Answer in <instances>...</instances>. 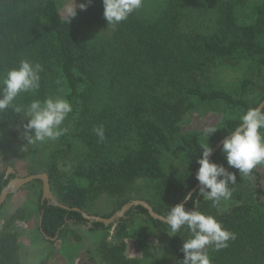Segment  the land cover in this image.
I'll return each instance as SVG.
<instances>
[{"label":"trees","instance_id":"obj_1","mask_svg":"<svg viewBox=\"0 0 264 264\" xmlns=\"http://www.w3.org/2000/svg\"><path fill=\"white\" fill-rule=\"evenodd\" d=\"M188 1L169 0L163 13L151 22L140 19L135 11L108 30L102 0H92L86 10L78 8L70 23L61 16L55 0L44 5H36L34 0H0V74L17 67L22 59L43 68L39 89L21 94L15 103L27 105L64 91L63 97L72 105L62 125L67 131L37 149L32 160L36 172L50 178L57 202L69 209L48 201L42 204L40 197L39 229L43 237L51 240L61 236L71 224L108 233L113 226L91 222L73 210L93 215L89 205L101 196L117 199L122 209L131 202L129 193L139 180L152 183L153 195L142 200L165 217L169 207L184 203V196L199 184L200 144L208 134L205 138L197 133L183 134L184 117L199 104L223 103L241 115L264 101V85L253 80L243 82L239 98L210 84L212 68L220 60L251 59L264 69V3L255 7L254 24L240 25L236 8L245 6V0L223 1L219 4L221 32L208 35L183 30V7ZM86 2L79 0V4ZM100 27L107 34L98 33ZM23 118V113L12 109L0 112V134L19 136ZM238 123V119L225 120L207 143L213 149ZM101 125L103 141L93 132ZM71 128L86 149L72 179L59 169ZM130 140H135L136 151L108 157L111 145ZM221 149L211 161L236 174V183L230 185L231 198L222 202L218 212L196 189L185 208L191 210L199 201V211L215 216L235 234L226 248L207 249L211 264H264V176L255 168L249 176H240L237 169L227 165ZM166 155L181 160L182 169L167 173L163 163ZM15 177L0 172V195ZM135 214H144L155 230L169 232L168 225L153 219L145 208L134 207L126 213L129 217ZM93 216L110 218L113 214ZM15 219L12 217L0 233V264H18ZM127 236L128 223L121 219L115 228L116 242H108L105 235L98 255L87 251L85 264H140L126 256L123 240ZM187 238L186 228L171 236L176 264L183 259L181 248ZM139 244L144 257H153L145 236Z\"/></svg>","mask_w":264,"mask_h":264},{"label":"rangeland","instance_id":"obj_2","mask_svg":"<svg viewBox=\"0 0 264 264\" xmlns=\"http://www.w3.org/2000/svg\"><path fill=\"white\" fill-rule=\"evenodd\" d=\"M47 1L34 0L36 5H44ZM55 1L59 5L61 16L67 19L64 9L70 0ZM168 1L142 0L141 8L136 10L138 17L146 22L155 20L163 13ZM223 1L226 0H189L186 2L183 7V30L208 35L220 33L219 4ZM75 2L77 4L76 10H78L79 0H75ZM245 2V6L238 5L236 8L238 23L240 25H252L256 20L255 7L264 3V0H245ZM107 28L111 30L110 25ZM97 30L101 35L107 34L105 28L100 27ZM246 80H253L264 85V69L258 67L256 62L251 59H225L218 61L213 66L210 84L213 89L227 91L239 98L241 97V86ZM63 95L64 91L59 92L57 96L63 97ZM249 100L253 99L249 98ZM229 116L238 117L239 111L223 103L199 104L181 122L182 133H197L205 138L206 129L218 128L225 120L229 119ZM21 133L16 138L0 134V172L7 174L10 171L8 176L13 173L20 178L41 174L36 172L32 160L36 150L49 143V140L29 145L22 151L21 149L27 141L22 138ZM136 148L135 140L113 144L108 148L107 155L112 157L116 154H130L136 151ZM85 151L84 144L74 135V130L71 128L67 143L60 155L59 169L69 178H74L73 173L81 162V158L86 155ZM163 163L167 173L182 169V161L171 155H166L163 158ZM255 169L264 176V164L256 166ZM42 192V182H32L11 193L0 210V233L8 221L12 217H16L14 229L19 234L18 264H42L46 260L47 262L49 260L48 264H85L87 251L92 250L98 255V247L105 235L108 242H116L115 228L121 220L116 221L108 233L91 232L89 226L71 224L61 236L51 240L43 237L39 229L41 219L39 203ZM52 195L57 201L53 191ZM152 195V183L139 180L131 189L129 198L132 202L150 198ZM88 210L93 215L107 216L115 215L122 209H120L117 199L101 196L90 203ZM123 219L128 223L129 236L123 241L126 244V256L129 259L138 260L140 264H176V255L171 246V236L167 232L155 230L146 221L144 214H135L131 217L125 214ZM141 236H145L152 247L153 257L146 258L143 256L139 244Z\"/></svg>","mask_w":264,"mask_h":264},{"label":"clouds","instance_id":"obj_3","mask_svg":"<svg viewBox=\"0 0 264 264\" xmlns=\"http://www.w3.org/2000/svg\"><path fill=\"white\" fill-rule=\"evenodd\" d=\"M91 3L92 0H87L78 7L83 11ZM102 3L103 16L108 25L112 26L127 20L142 6V0H102ZM76 9L75 0L66 3L64 10L68 23L77 15ZM42 70L41 64L22 59L17 67L0 74V112L12 109L17 114L23 113L24 118L20 120L21 135L27 143L22 151L29 145L55 140L63 135L67 129L62 125L72 112L71 103L62 96H49L43 101L34 99L27 105L15 103L21 94L34 93L39 89V74ZM229 119H238L239 123L230 132V136L224 138L221 150L229 167L237 169L240 176H249L256 166L264 164V108L252 107L238 117L229 116ZM218 129L220 128L206 129L207 140ZM93 132L100 141L105 139L102 125L94 127ZM207 140L200 144L202 158L197 161L200 167L196 172V179L203 200L211 201L219 212L222 202L232 196L233 189L230 185L236 183V174L223 164L210 160L213 149ZM190 199L192 195L188 193L184 196V203L169 207L164 218L169 236H175L182 228L189 232V238L183 239V259L177 264H211L207 249L213 247L219 251L226 248L227 242L235 239V234L224 228L215 216L199 211V201L194 202L193 209L186 210L185 204Z\"/></svg>","mask_w":264,"mask_h":264},{"label":"water","instance_id":"obj_4","mask_svg":"<svg viewBox=\"0 0 264 264\" xmlns=\"http://www.w3.org/2000/svg\"><path fill=\"white\" fill-rule=\"evenodd\" d=\"M258 107L264 108V101ZM222 141L219 144H217L216 147L213 148V152H212V154L210 156V160L222 148ZM9 173H10V171H8L7 177L9 175ZM35 181H41L42 184H43V192H42V200H41L42 204L45 203L46 201H48L52 205L60 206V207H62L64 209L69 210L67 207L60 205L55 200L54 196L52 195V190H51V185H50V178L48 177L47 174H35V175H30V176L25 177V178L15 177L14 179H12L8 183V185L3 189V191H2V193L0 195V209L2 208V206L4 205L7 197L11 193L15 192L16 190H19V189L23 188L24 186H26V185H28V184H30L32 182H35ZM199 187H200V185L198 184L196 189H199ZM195 190H193V192ZM138 206L145 208L148 211L149 215L153 219L160 220V221L164 222V218L165 217L164 216H160L159 214H157L154 211L153 207L148 202H146L144 200L132 201V202L126 204L122 208V210L120 212L116 213L115 215H113L110 218H101V217H97V216H89L88 214H86L85 212H83V211H81L79 209H74L73 211L82 213L84 218H86L87 220H89L91 222L104 223L106 227H109V226L114 225L116 223V221H120L121 219H123V217L125 216V214L129 210H131L134 207H138Z\"/></svg>","mask_w":264,"mask_h":264}]
</instances>
